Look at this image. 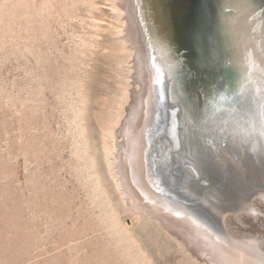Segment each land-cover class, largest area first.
<instances>
[{
    "label": "rangeland",
    "instance_id": "rangeland-1",
    "mask_svg": "<svg viewBox=\"0 0 264 264\" xmlns=\"http://www.w3.org/2000/svg\"><path fill=\"white\" fill-rule=\"evenodd\" d=\"M17 1L0 2V14L5 13L4 18L0 15V264H206L201 257H193L158 222L133 212L114 182L112 140L106 130L124 99L122 95L129 91L133 74L130 61L124 58L126 54L112 34L120 29L111 10L114 0ZM24 1H28L25 8ZM134 2L130 17L144 36L141 45L147 56L152 105L143 117L135 145L134 168L143 176V164L158 148L162 136V91L155 55L156 32L149 12L154 0ZM74 4L77 8L72 7ZM61 7H66L65 12ZM16 8L18 15L14 13ZM19 9L28 11L24 14ZM29 12L32 18L38 14L40 19H29ZM43 16L48 18L42 21ZM8 24L15 26V32ZM10 28L13 34L9 35ZM101 28L109 34L101 33ZM175 130L170 136L180 145L191 141L187 137H192L194 145L195 132L190 135L187 130L185 134L179 125ZM181 132L186 136L182 141ZM226 141L229 147L220 154H239L238 139ZM224 158L225 163L214 156L210 163L204 162L219 194L215 186L228 190L234 186L224 174L230 158ZM209 165L218 168V173L214 174ZM205 200L222 215L225 224L227 220L234 222L243 234H264V226L256 224L251 214L248 225L238 223L234 213L240 208L230 201ZM260 204L264 207L262 199ZM260 218L264 221V216Z\"/></svg>",
    "mask_w": 264,
    "mask_h": 264
},
{
    "label": "bare ground",
    "instance_id": "bare-ground-1",
    "mask_svg": "<svg viewBox=\"0 0 264 264\" xmlns=\"http://www.w3.org/2000/svg\"><path fill=\"white\" fill-rule=\"evenodd\" d=\"M18 2L19 1L16 3ZM25 2L26 1H24V8ZM82 3L85 4L84 2ZM89 4L91 3L89 2ZM134 4V0H114L113 7L111 8L114 15L117 16V18L115 17L118 19L116 22L119 23L120 27V29H117V31L113 32L112 34L114 35V38L116 37L118 39L119 44L121 45V51H124L126 54L124 58L127 57L126 59L130 61L133 68V71H131L133 72L132 77L129 79L130 84H128L129 87H127L129 91L126 93V95H122V98L124 99L121 101L122 103L120 104L116 115L112 119V123H108L110 126L109 129L107 128L106 130L110 135L113 146H111L113 153L111 154V157L113 156L114 158V162L112 163L114 168L113 179L116 187L118 190H120L121 197L124 203L127 202V204L134 209L132 210L133 212H135L137 215L140 214V216L141 214H145L149 219H153L154 221L158 222L160 227L164 229L168 235L176 239L184 249L189 250L193 257H201L202 259L206 260V264H264V234L255 236L245 233L243 234L239 229H237L238 227L236 228L234 226V222H232V224L227 220L228 223L225 224L222 219V215L215 212L211 205L209 206L208 202L205 200L206 197L210 202L216 203L219 200L222 201L226 199L227 201H230L231 204L233 203L232 205L240 208L238 213H234V218H236L237 222L242 226H245L246 224L248 225L250 222L248 214L253 215V219L256 221V224H261L264 226V221L260 218V216H264V207H261L260 204L261 199L264 201V139H262L260 136V122L262 119H264V71L259 73L252 66L258 64L264 66V50L262 49L261 51V47L257 46L255 43L254 45L251 44L253 47L250 48L251 50L249 51V49L245 48L246 46L238 43V39L240 38L239 36L244 35L247 29H245L242 23L238 24L237 26L233 25L232 19L230 18L228 19L227 23L226 21L221 20V25H219L217 30L216 39L217 44L220 46L219 51L222 50V58L225 63L222 66V70L214 69L215 71H213V73H215V77L217 79V93H224V90L222 92L223 87L220 85V83H218V80L221 79V82L223 80V83L221 84H224V86L225 84L227 85L226 87L228 89V95L226 96L225 105H221V108L218 109L216 114L213 113V119L215 117H221L222 119L226 120L227 124L225 130L221 133L215 132L211 136L209 133L206 136H202V131L198 129L199 126L197 123V120L200 116L197 114L198 111L194 109V107H190L189 104L186 103V93L182 97L184 98L186 104L184 106L180 107L179 100H173V98L171 99L172 102H174H171L173 105L172 108L169 106H167V108H163L162 103H160L159 105H161L160 108L162 109L163 113L161 121L163 122V129L161 131L162 136L160 139L163 137V140L161 141H165V144H163L164 146L158 145V148H156L149 156H147V159L143 164L144 174L143 176L138 175L134 168V159L136 155L135 145L140 135L141 125L144 121L143 117L144 115L148 114L152 105L149 100V67L147 66V62L145 60V50L142 49L141 45L144 41V36L140 32L136 22H133L130 17V11H132L131 9L133 8ZM73 6H75V4L72 5V7ZM18 8H16V11H14V13L16 12L17 15ZM44 8L46 7H43L42 11ZM55 8L53 10H55ZM61 8L63 9L64 7ZM65 8L62 12H65ZM74 8L77 7L75 6ZM149 8L152 18V27L156 32L155 55L157 68L160 73L158 81L160 82L161 90H163L164 87L161 83L164 81L165 77H168L171 74L174 75L173 73L175 71V64L170 58L166 56V43L164 42L163 32H160V29L155 25L154 10L152 9L153 7ZM38 9L40 10L41 8L39 7ZM45 10L48 12L50 11V9ZM94 10L96 9L94 8ZM20 11L23 12L22 9ZM69 11L67 10L66 13ZM72 11L73 10L71 9V12ZM25 12L23 13L25 14ZM46 13L44 14L46 15ZM4 14H0L2 18H4ZM6 15H8V12ZM31 15L32 14L30 13L29 19L32 18ZM37 15L36 17H38ZM36 17L32 18V20L36 19ZM48 17L43 16L41 20L43 21L44 18ZM13 18H11L12 21H15ZM24 20L26 21L27 18ZM89 20L91 19L89 18ZM5 21L6 20L4 19L3 22ZM39 22L41 21H38V23ZM28 24L30 25V23ZM39 24L38 26L41 25ZM42 24L44 25V22ZM13 25H15L14 22ZM35 25L37 26V22ZM14 27H12V31L15 32V30H13ZM16 27L18 28L19 26ZM93 28L95 29V27ZM141 28H145L144 24H142ZM25 30L27 29L25 28ZM29 30L30 29H28V31ZM101 30V33L107 32L106 28H101ZM146 30H148V28H146ZM93 31L95 32L96 30ZM253 31L254 30H252V32ZM9 32V35L13 34L11 33V28ZM39 32L40 31H38V33ZM99 32L100 30L98 33ZM33 37L35 36L33 35ZM117 50H119V48ZM248 53H250L251 56ZM217 74L219 77L216 76ZM177 78V85L174 83L176 88H178V86L184 87V84L182 83L184 81V77L178 76ZM162 102L164 104L163 99ZM164 110H171L173 117V122L170 123L168 127L166 126L163 119ZM221 118L220 120H222ZM213 119H210L209 121L211 122ZM176 125L182 126L183 133L185 134L187 130L189 133L191 132L190 135H193L192 133L195 132L193 135L194 145L192 146V154H180L179 142L170 136L173 129L175 130ZM178 132V129H176L175 134H178ZM194 137L197 138L195 139ZM187 138H190L191 141L189 140V142H186L191 144L190 142H192V137ZM229 139L230 141L238 139L236 142L237 147L235 144L232 146L236 147V151L239 150V154H233L234 156L232 157H230L231 154H220L222 151L226 150V147H229V143L226 141ZM199 140V144H202L201 149H199L196 144V142ZM213 156L215 157L216 161H224V163L226 162L224 158L226 156L229 157L230 161L232 162H230V166L228 168L223 169L225 171L224 174L228 177V181H231L229 183L234 186H232L229 190L228 188L224 189L225 187L220 189L218 186H215L219 189L220 194L214 190V181L208 178V173L206 172V164L210 163L209 160L212 161ZM204 162H206V164ZM210 167L211 165H209L208 168L212 172L214 171V174L218 173V168ZM93 176L95 177V173ZM96 180H98V178H96ZM99 182L100 181H98V183ZM98 187L101 189L100 183ZM129 206H127V208ZM115 220L116 219H114V221ZM113 225H115V223ZM127 230H129V228ZM122 239H124V237ZM131 244L130 246H132Z\"/></svg>",
    "mask_w": 264,
    "mask_h": 264
},
{
    "label": "water",
    "instance_id": "water-1",
    "mask_svg": "<svg viewBox=\"0 0 264 264\" xmlns=\"http://www.w3.org/2000/svg\"><path fill=\"white\" fill-rule=\"evenodd\" d=\"M153 4L155 25L163 32L166 56L175 64V76L171 74L161 83L164 87L161 90L163 108L173 107L172 98L179 100L180 107L186 105L182 98L186 93V103L194 107L200 116L197 123L201 135L223 132L227 121L221 117L222 120L217 117L213 119L221 105H225L228 95L227 85L221 84V79L218 83L224 93H217V79L213 73L214 69L222 70L225 63L217 44V30L221 20L227 23L230 18L237 26L242 23L247 29L244 35L239 36L238 43L249 51L255 43L261 47V51L264 50V0H154ZM252 66L259 73L264 71L261 64ZM178 76L184 77V87L176 88L174 85ZM163 119L167 127L173 122L171 110H164ZM210 119L213 120L210 122ZM179 134L182 137L180 140H185V134ZM161 140L163 137L159 142L162 146L165 141ZM199 142L196 144L201 149ZM190 143L180 145V154H192L193 142Z\"/></svg>",
    "mask_w": 264,
    "mask_h": 264
},
{
    "label": "snow or ice",
    "instance_id": "snow-or-ice-1",
    "mask_svg": "<svg viewBox=\"0 0 264 264\" xmlns=\"http://www.w3.org/2000/svg\"><path fill=\"white\" fill-rule=\"evenodd\" d=\"M260 136L262 139H264V119L260 122Z\"/></svg>",
    "mask_w": 264,
    "mask_h": 264
}]
</instances>
